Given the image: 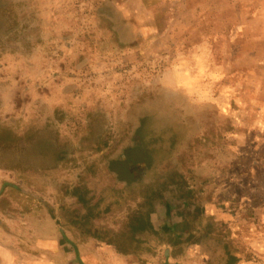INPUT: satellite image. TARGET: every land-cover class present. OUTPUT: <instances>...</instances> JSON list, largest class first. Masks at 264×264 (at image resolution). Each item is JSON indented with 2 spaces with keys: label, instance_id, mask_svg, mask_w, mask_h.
<instances>
[{
  "label": "rangeland",
  "instance_id": "rangeland-1",
  "mask_svg": "<svg viewBox=\"0 0 264 264\" xmlns=\"http://www.w3.org/2000/svg\"><path fill=\"white\" fill-rule=\"evenodd\" d=\"M181 184L264 264V0H0V264H163Z\"/></svg>",
  "mask_w": 264,
  "mask_h": 264
},
{
  "label": "crops",
  "instance_id": "crops-1",
  "mask_svg": "<svg viewBox=\"0 0 264 264\" xmlns=\"http://www.w3.org/2000/svg\"><path fill=\"white\" fill-rule=\"evenodd\" d=\"M165 190L163 197L159 198L152 206L149 215L148 213L146 216L141 214L142 219L144 217L149 220V223L146 222L150 230L148 234L151 235L152 242H155L150 257L152 261H159V254L162 252L166 258L163 264H170L169 259L172 260L174 256L173 251L182 250L186 252V257L181 259L184 264H245V260L234 259L235 256L231 254L226 255L228 262L226 259L221 263L211 262L208 261V254L204 253V250H218V246L214 247L211 245L212 241L207 240L204 230L207 228L210 231V226L215 227L218 223L222 225L219 220L224 222L228 218L226 211L212 212L207 210V206L204 210H198L195 207L197 196L195 197L190 188L182 184L169 185ZM249 200L247 197L244 202H249ZM234 216L237 219H250L249 215L245 217L244 214H235ZM244 226L245 224L238 225L237 229ZM243 231L244 236L254 237L261 231L264 234V226L263 230L258 231L257 225L248 223L247 230ZM181 237H184L185 242L180 241ZM108 248L110 249V247L106 249Z\"/></svg>",
  "mask_w": 264,
  "mask_h": 264
},
{
  "label": "water",
  "instance_id": "water-1",
  "mask_svg": "<svg viewBox=\"0 0 264 264\" xmlns=\"http://www.w3.org/2000/svg\"><path fill=\"white\" fill-rule=\"evenodd\" d=\"M73 247H74L75 252L77 253L78 251H77L75 245H73ZM77 258H78V257H77ZM78 259H79V258H78ZM80 263H81V262L79 261V264H80Z\"/></svg>",
  "mask_w": 264,
  "mask_h": 264
}]
</instances>
